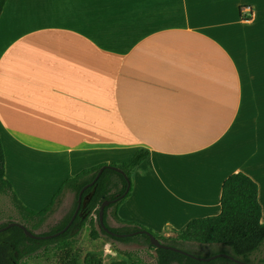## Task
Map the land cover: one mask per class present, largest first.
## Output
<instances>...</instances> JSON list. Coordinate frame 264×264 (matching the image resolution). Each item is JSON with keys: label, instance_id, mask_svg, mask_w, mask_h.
Masks as SVG:
<instances>
[{"label": "crops", "instance_id": "obj_1", "mask_svg": "<svg viewBox=\"0 0 264 264\" xmlns=\"http://www.w3.org/2000/svg\"><path fill=\"white\" fill-rule=\"evenodd\" d=\"M0 141L34 211L144 149L121 220L174 236L242 173L264 223V0H6Z\"/></svg>", "mask_w": 264, "mask_h": 264}, {"label": "trees", "instance_id": "obj_2", "mask_svg": "<svg viewBox=\"0 0 264 264\" xmlns=\"http://www.w3.org/2000/svg\"><path fill=\"white\" fill-rule=\"evenodd\" d=\"M5 2L6 0H0V15ZM147 157L148 151L140 149L126 162L104 163L83 169L62 183L44 209L34 211L23 206L5 178L4 156L0 141V194L10 198L14 209L21 218V222L18 224L24 226L29 232L33 233L34 229L41 226L55 212L65 192L73 194L71 207L59 224L48 233L39 234L40 236L55 234L67 225L76 208L78 193L93 181L101 168H105L96 182L83 192L78 214L72 225L63 234L51 239L33 240L16 226L0 232V264H49L48 262L52 258L56 264H103L99 255L87 252L82 256L79 250L71 246L73 230L79 231L86 226L92 229L90 232L92 239L98 237V233L93 230L94 226L99 228L100 234L119 242H129L139 236L144 237L148 246L156 253L155 264H253V255L259 252L264 245V223L260 221L261 206L257 198V184L242 173L232 174L223 181L218 215L193 220L187 224L184 230L176 232L174 236H162L142 225L124 221L118 217L117 211L120 205L131 193L132 175ZM111 168L120 170L122 174ZM127 181L129 182L127 194L117 200L125 192ZM104 201L111 202L104 208L103 223L112 233L127 235L147 232L161 244L198 258L224 254L231 257L232 260L218 257L210 261H199L170 250L158 249L150 244L145 234L123 238L113 237L101 228L98 220V211ZM109 216L118 225L115 229H109L106 225ZM9 223L11 221L1 223L0 228ZM205 251L212 253L201 256V253ZM125 257L129 262L121 260L110 264H139L138 261L132 260L129 254H125ZM34 260H42V262L37 263Z\"/></svg>", "mask_w": 264, "mask_h": 264}, {"label": "rangeland", "instance_id": "obj_3", "mask_svg": "<svg viewBox=\"0 0 264 264\" xmlns=\"http://www.w3.org/2000/svg\"><path fill=\"white\" fill-rule=\"evenodd\" d=\"M133 180L134 178L132 175V190ZM72 200L73 194L70 192H65L62 195L60 203L56 207L55 212L50 215L41 226L34 229L33 233L37 235L46 234L52 228L58 225L62 218L69 211ZM45 203L46 204L41 208V210L47 206L48 202ZM8 221H11V223H18L21 222V218L17 211L14 209L10 198L6 195L0 194V224L6 223ZM106 225L109 229H115L116 227H118V225L110 216L107 218ZM91 230L92 229L89 226H86L79 231H77L76 229L73 230L71 246L72 248L79 250L82 256H84V254H86L87 252L95 253L102 258L103 264H110L111 262L121 260L129 262L125 257V254H129L132 260L138 261L139 264H155L156 253L152 248L148 246L144 237L139 236L135 240L129 242H119L113 239H109L106 236L100 234L99 228L97 226H94L93 230L98 233V237L96 239H92L90 238ZM166 233L171 234L169 231H167ZM210 253L212 252L205 251L201 253V256H207ZM252 260L253 264H264V245L259 252L253 255ZM35 262L41 263L42 260H38ZM48 263L56 264L53 258Z\"/></svg>", "mask_w": 264, "mask_h": 264}, {"label": "water", "instance_id": "obj_4", "mask_svg": "<svg viewBox=\"0 0 264 264\" xmlns=\"http://www.w3.org/2000/svg\"><path fill=\"white\" fill-rule=\"evenodd\" d=\"M104 169H105V168H101V169L98 171V173L96 174V176H95V178L93 179V181H92L91 183L87 184L86 186H84V187L80 190V192L78 193V196H77V205H76V208H75V210H74V212H73V214H72V216H71L69 222L67 223V225H66L62 230H60L59 232H57V233H55V234H52V235L40 236V235H37V234H34V233L29 232L24 226H22V225H20V224H18V223H16V222L9 223V224H7L6 226L0 228V232L5 231V230H7V229H9V228H11V227H15V226H16V227L20 228L28 238L33 239V240L51 239V238H53V237H57V236L63 234V233H64L66 230H68V228L72 225L74 219L76 218V216H77V214H78V211H79V209H80L81 202H82V195H83V192H84L88 187L92 186V185L96 182V180H97L98 177L101 175V173L103 172ZM111 169L114 170V171H116V172H118V173H121V174H122V172H121L120 170L116 169V168H111ZM128 189H129V182L127 181V187H126L125 192H124L119 198H117V200H119V199H121L122 197H124V196L127 194ZM117 200H116V201H117ZM109 203H111V202H110V201H104V202L101 204V206H100V208H99V211H98V220H99V223H100L101 228H102L107 234H109V235H111V236H113V237L123 238V237H126V236H134V235H137V234H145V235L148 237L150 244H151L153 247L158 248V249L170 250V251H172V252H176V253H180V254H183V255H187V256H189V257H191V258H194V259H196V260H199V261H210V260L216 259V258H218V257H225V258H228V259H231V260H232L231 257H229V256H227V255H224V254H218V255H215V256H211V257H209V258H198V257L192 256V255H189V254H187V253H185V252H183V251H181V250H179V249L172 248V247L165 246V245L161 244L156 238H154L151 234H149V233H147V232H136V233L127 234V235L112 233V232H110V231L104 226V223H103L104 208H105L106 206H108ZM236 262H237V263H241V262H239V261H236ZM241 264H244V263H241Z\"/></svg>", "mask_w": 264, "mask_h": 264}]
</instances>
